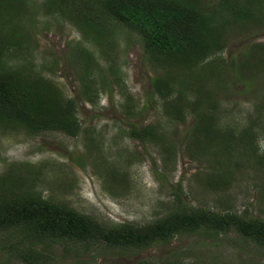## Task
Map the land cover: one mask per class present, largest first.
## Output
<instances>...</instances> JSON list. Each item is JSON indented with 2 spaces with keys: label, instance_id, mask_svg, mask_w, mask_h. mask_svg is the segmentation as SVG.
Instances as JSON below:
<instances>
[{
  "label": "rangeland",
  "instance_id": "obj_1",
  "mask_svg": "<svg viewBox=\"0 0 264 264\" xmlns=\"http://www.w3.org/2000/svg\"><path fill=\"white\" fill-rule=\"evenodd\" d=\"M53 1H9L0 69L44 89L42 97H61L60 109L72 100L75 134L0 121V193L36 192L103 227L144 226L182 206L264 219V0H248L254 18L214 22L221 51L193 67L149 59L139 38L109 19L83 38L70 18L79 0ZM200 2L212 11L217 0ZM156 80L167 89L156 92ZM146 127L154 136L130 134ZM20 235L0 230V264H264V247L232 232H186L141 249L64 248Z\"/></svg>",
  "mask_w": 264,
  "mask_h": 264
},
{
  "label": "trees",
  "instance_id": "obj_2",
  "mask_svg": "<svg viewBox=\"0 0 264 264\" xmlns=\"http://www.w3.org/2000/svg\"><path fill=\"white\" fill-rule=\"evenodd\" d=\"M9 1L0 0V21L5 18L10 22L13 17L14 9ZM60 1L54 0L53 5ZM200 1L79 0L78 9L70 14V18L83 38L91 34L99 35L102 23L109 19L133 32L140 40L143 54L149 59L165 64L181 62L186 67H193L221 51L223 34L222 30L218 31L214 22L254 18L248 0H217L212 11H209L206 3L201 4ZM258 10H261L260 7ZM2 25L0 23V27ZM17 33L16 30L12 35L14 39ZM8 39L11 38L5 40L9 42ZM229 63L233 65L234 62L230 60ZM0 72V121L19 125L30 133L59 131L70 136L75 134L72 100L65 101L64 109H60L59 105L64 102L61 97H55L53 101L46 93L42 97V91L45 90L21 80L18 73L2 69ZM159 85L162 88L157 87ZM154 89L156 92L161 89L165 91L167 81L156 80ZM48 91L47 89L46 92ZM196 114L198 113L195 116L199 118ZM201 120L204 121L203 118L198 121ZM130 134L134 138L154 136L149 127L133 129ZM175 201L181 204L179 195L175 196ZM10 229L18 230L22 239L28 238L27 243H54L64 248H72L76 244L84 248L91 244H102L141 249L153 244H166L173 236L186 232H201L211 239L232 232L240 239L264 247V219H243L233 214L201 209L185 210L182 206L178 211L174 210L144 226L120 224L103 227L71 208L41 198L36 192L11 197L0 193V230ZM28 245L30 247L33 244ZM6 251L18 254L23 262L36 261L30 256L31 253L21 255V250L18 251L15 247L11 246Z\"/></svg>",
  "mask_w": 264,
  "mask_h": 264
}]
</instances>
